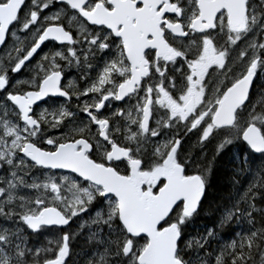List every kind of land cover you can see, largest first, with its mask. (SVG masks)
<instances>
[{
  "label": "snow or ice",
  "instance_id": "6c2138e0",
  "mask_svg": "<svg viewBox=\"0 0 264 264\" xmlns=\"http://www.w3.org/2000/svg\"><path fill=\"white\" fill-rule=\"evenodd\" d=\"M0 173V264H264V0H0Z\"/></svg>",
  "mask_w": 264,
  "mask_h": 264
},
{
  "label": "trees",
  "instance_id": "16d2710c",
  "mask_svg": "<svg viewBox=\"0 0 264 264\" xmlns=\"http://www.w3.org/2000/svg\"><path fill=\"white\" fill-rule=\"evenodd\" d=\"M233 151H235V150H233ZM231 159H232L231 154L224 157V159L221 161V169H222L221 174L217 177V184L224 191L228 190V186L225 183V173L223 172V169L227 166V164L231 163ZM249 179H251L250 176L244 178L245 184L247 183V181ZM212 191H213V194H215L216 189H213ZM216 218L217 217H215V216L201 215L195 221V223L190 227L189 231L192 232L193 234H196L197 231H202L205 226L211 227ZM75 227H76V225L73 224L72 230H74V231L77 230L78 225L76 228ZM248 227L249 226L246 223L238 224V225L233 224L231 227L222 230L219 234L218 240L216 242H214L212 245L213 249H215L221 243V240L223 242L228 243L232 239L237 238L236 233L244 232L248 229ZM86 231L87 230H85L84 234H82L81 236H78L77 239L72 242L74 253H78L79 255L74 254L71 257L69 264H72V261H74L75 264H85V260H86L85 252L89 251V249L85 245V241H84V235H86ZM52 235H53L52 233H44V234L40 235L39 237H37L35 235H31L29 239H30V242L32 244L39 246V245L45 244L47 242L45 239L46 236L48 238H52ZM36 243H38V244H36Z\"/></svg>",
  "mask_w": 264,
  "mask_h": 264
},
{
  "label": "flooded vegetation",
  "instance_id": "af4514ba",
  "mask_svg": "<svg viewBox=\"0 0 264 264\" xmlns=\"http://www.w3.org/2000/svg\"><path fill=\"white\" fill-rule=\"evenodd\" d=\"M257 2V0H256ZM56 8L55 6L51 9V11H55ZM49 11V10H46V12ZM65 24L67 26V19H65ZM23 34H21L22 36ZM54 50H57V49H53L52 47V43H49L48 44V47L44 48L43 49V52H49V51H54ZM43 52L40 53V55H43ZM39 60V56L35 57L34 61L32 62V64L30 65L31 68H35V62ZM31 75V72L28 71V70H22V72L20 74H18L17 78L18 79H25V78H28L29 76ZM74 81V88L73 90H75V88H79L81 86H83L84 84V81L80 79V74L79 72L77 71L76 68H66L65 69V79H64V83L67 84L69 81ZM63 102V98H61L58 103H62ZM117 105H120L122 102H115ZM41 107H45V105H41ZM81 116H83V113H81ZM50 134H54V135H59V130H51L50 131ZM79 224V221H77L75 223V225L77 226Z\"/></svg>",
  "mask_w": 264,
  "mask_h": 264
},
{
  "label": "rangeland",
  "instance_id": "374dc122",
  "mask_svg": "<svg viewBox=\"0 0 264 264\" xmlns=\"http://www.w3.org/2000/svg\"><path fill=\"white\" fill-rule=\"evenodd\" d=\"M257 3H259V0H257ZM0 175H3V173H0ZM85 219H87V216H85L84 217ZM226 242H223L222 240H221V243L219 244V245H223V244H225Z\"/></svg>",
  "mask_w": 264,
  "mask_h": 264
},
{
  "label": "bare ground",
  "instance_id": "6f19581e",
  "mask_svg": "<svg viewBox=\"0 0 264 264\" xmlns=\"http://www.w3.org/2000/svg\"><path fill=\"white\" fill-rule=\"evenodd\" d=\"M76 227H77V226H76ZM76 227H75V228H76ZM73 231H74V230H73ZM31 239H32V238H31ZM37 239H38V238H37ZM33 240H34V239H33ZM38 240H39V239H38ZM30 243H31V242H30ZM31 244H32V243H31ZM36 244H38V243H36Z\"/></svg>",
  "mask_w": 264,
  "mask_h": 264
}]
</instances>
